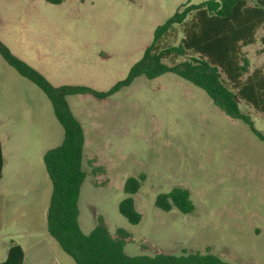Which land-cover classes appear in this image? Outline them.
<instances>
[{
  "label": "rangeland",
  "instance_id": "374dc122",
  "mask_svg": "<svg viewBox=\"0 0 264 264\" xmlns=\"http://www.w3.org/2000/svg\"><path fill=\"white\" fill-rule=\"evenodd\" d=\"M210 0H0V43L52 85L108 91L127 78L155 29L183 5ZM254 4V0H249ZM260 30L244 48L250 72L264 66ZM249 72V73H250ZM85 136L79 222L91 233L101 216L109 231L130 234L128 256L212 253L230 264H264V143L228 117L208 94L173 74L138 77L105 100L68 97ZM264 134V117L242 104ZM63 142L47 96L0 55V263L20 245L24 264H75L47 230L52 182L44 155ZM104 173L92 175V167ZM145 175L133 196L142 220L120 213L124 185ZM180 187L195 211L156 207Z\"/></svg>",
  "mask_w": 264,
  "mask_h": 264
},
{
  "label": "trees",
  "instance_id": "16d2710c",
  "mask_svg": "<svg viewBox=\"0 0 264 264\" xmlns=\"http://www.w3.org/2000/svg\"><path fill=\"white\" fill-rule=\"evenodd\" d=\"M63 0H46L61 4ZM210 0L200 5L186 4L158 26L153 41L143 57L131 68L126 79L108 91H97L84 85L54 86L39 71L15 56L0 43V55L20 76L36 85L50 100L54 114L63 128V142L44 155V164L52 182L47 230L75 264H230L212 253L183 252L181 255L157 253L154 256H128L125 246L130 234L118 229L114 236L99 216L95 229L85 234L79 222V199L86 178L82 169L84 129L70 108L68 97L91 95L105 100L135 79H155L173 73L204 90L212 102L228 117L245 123L264 143L259 132L241 105L264 117V66L250 72V61L244 48L256 42L264 31V0ZM264 45V35L261 37ZM250 72V73H249ZM92 175L104 173L92 166ZM4 157L0 143V180ZM146 180L145 175L129 178L124 185L126 197L119 204V213L132 225L142 220L133 196ZM156 207L169 212L176 208L191 214L195 206L190 192L176 187L156 199ZM25 253L20 245L9 248L0 264H24Z\"/></svg>",
  "mask_w": 264,
  "mask_h": 264
},
{
  "label": "water",
  "instance_id": "95a60500",
  "mask_svg": "<svg viewBox=\"0 0 264 264\" xmlns=\"http://www.w3.org/2000/svg\"><path fill=\"white\" fill-rule=\"evenodd\" d=\"M48 215H49V213H48Z\"/></svg>",
  "mask_w": 264,
  "mask_h": 264
}]
</instances>
